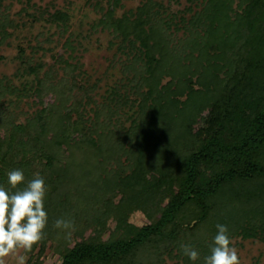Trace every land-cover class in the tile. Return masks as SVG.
<instances>
[{"label":"trees","instance_id":"obj_1","mask_svg":"<svg viewBox=\"0 0 264 264\" xmlns=\"http://www.w3.org/2000/svg\"><path fill=\"white\" fill-rule=\"evenodd\" d=\"M4 1L0 42L16 26ZM190 1V17L156 0L118 17L121 0L110 1L99 25L136 52L123 64L125 91L92 109L88 91L73 95L71 67L49 87L39 80L42 107L20 121L21 91L0 76V186L22 190L37 173L48 186L45 238L27 264H45L49 243L58 264H204L217 224L232 241L264 239V0ZM197 117L196 132H184ZM16 169L25 179L13 189ZM60 218L74 221L71 239L54 226Z\"/></svg>","mask_w":264,"mask_h":264},{"label":"rangeland","instance_id":"obj_2","mask_svg":"<svg viewBox=\"0 0 264 264\" xmlns=\"http://www.w3.org/2000/svg\"><path fill=\"white\" fill-rule=\"evenodd\" d=\"M110 1H4L16 26L9 29L11 34L7 40L0 42V76L10 78L21 91V95L14 96L16 102L12 104V109L19 114L18 120H25V117L42 107L37 92L39 80H48L46 84L49 87L65 76L71 67L74 68L72 76L77 84L73 95L80 97L88 91V96L93 99L89 107L91 109L96 103L107 100L114 88L119 87L122 92L125 91L127 80L123 64L128 63L136 51L129 42L123 44L122 37L115 36L111 30L99 25L105 11L109 9ZM156 1L168 6L171 12L179 16L186 14V17H190L192 12L189 9L197 8L190 0ZM142 3L143 0H121V5L116 8V16L136 11ZM67 40L72 42L74 49L67 48ZM135 46L143 48L142 41L137 40ZM61 56L68 62L62 61ZM169 79L165 77L162 83H167ZM56 98L55 89L47 88L43 99L45 106L51 107L53 102L54 106ZM86 102L84 100V105ZM88 114L91 117L94 115L90 109ZM199 124L200 119L197 117L191 124L185 125L183 130L186 133L196 132ZM130 219L138 224L146 221L140 211L130 214ZM91 233L92 229L87 232V236ZM233 242L241 264H264V239L237 238ZM50 245L43 255L45 264H58L60 257L52 253ZM20 254L27 255L23 251ZM167 260L169 264L178 261L170 257ZM179 262L184 264L181 260ZM7 264H15L14 259L9 257Z\"/></svg>","mask_w":264,"mask_h":264},{"label":"clouds","instance_id":"obj_3","mask_svg":"<svg viewBox=\"0 0 264 264\" xmlns=\"http://www.w3.org/2000/svg\"><path fill=\"white\" fill-rule=\"evenodd\" d=\"M24 173L20 169L7 173V181L16 189L24 182ZM48 186L38 173L22 190L10 192L0 186V264H7L9 257L15 264H27L28 256L20 254L30 252L45 238L48 215L44 207ZM66 232L71 239L75 230L74 221L57 219L54 225ZM210 255L204 258V264H241L238 251L233 246L226 225L217 224ZM182 252L191 261L199 258V253L189 245H181Z\"/></svg>","mask_w":264,"mask_h":264}]
</instances>
